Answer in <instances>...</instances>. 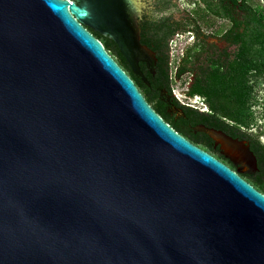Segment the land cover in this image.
<instances>
[{"label":"water","instance_id":"water-1","mask_svg":"<svg viewBox=\"0 0 264 264\" xmlns=\"http://www.w3.org/2000/svg\"><path fill=\"white\" fill-rule=\"evenodd\" d=\"M146 7L0 0V264H264V194L165 122L85 27L139 75Z\"/></svg>","mask_w":264,"mask_h":264},{"label":"flooded vegetation","instance_id":"flooded-vegetation-1","mask_svg":"<svg viewBox=\"0 0 264 264\" xmlns=\"http://www.w3.org/2000/svg\"><path fill=\"white\" fill-rule=\"evenodd\" d=\"M183 1L185 6L181 3ZM154 4L158 10L144 13L138 21L140 41L153 54L148 61L139 62L141 74H135L132 68V73L126 71L127 74L143 82L146 95L140 91L150 98V106L175 131L213 155L251 185L252 179L264 184V168L262 170L260 166L264 162L261 155L264 149L260 151L261 144H264V110H255V105L251 106V110H227L218 101H209L205 94L190 93L192 88L199 86L198 77L208 80L216 70L227 74L232 66L243 64L242 43L246 30L242 1L238 0L231 7L228 0H154ZM125 14L129 19L126 10ZM85 27L96 37L92 28ZM184 40L187 42L176 60L173 57L174 47ZM153 47L160 48L161 59ZM247 57H252V54L248 53ZM154 65L158 68L162 66L161 71L153 68ZM181 68L184 72L178 77ZM186 75L190 77L188 81L183 79ZM185 81L188 84L181 93V99L174 86L177 82ZM202 87L206 90L207 84L204 83ZM173 123L182 130L179 131ZM202 127L215 129L231 138L233 141L227 140L226 143L231 142L230 147L234 149L248 147L257 165L251 160L234 157L228 144H217L200 129Z\"/></svg>","mask_w":264,"mask_h":264},{"label":"trees","instance_id":"trees-1","mask_svg":"<svg viewBox=\"0 0 264 264\" xmlns=\"http://www.w3.org/2000/svg\"><path fill=\"white\" fill-rule=\"evenodd\" d=\"M241 1L245 13L244 28L246 30L244 34L245 38L242 43L243 64L232 66L231 72L227 74L222 73L220 70H216L209 75L208 80L198 77L199 86L192 88L190 93L205 94L209 101H218L222 105H225L227 110H251V106L253 105L257 106L255 110H264V89L261 91L258 90L259 86L264 87V10L254 7L252 0ZM237 2L238 0H228V5L231 7V4ZM93 33L96 35V38L103 43L106 50L113 56L117 63L129 74L132 73L131 67L123 56L117 43L109 36H104L97 31ZM247 37L249 38L248 40H246ZM153 48L157 53V57L160 58L162 53L160 48ZM248 53H251L252 57L248 58ZM253 60H255V62H252ZM153 68L161 71L160 68H162V66L158 68L154 65ZM183 72L184 70L181 68L178 77ZM132 77L133 80L136 79L134 75ZM149 77L151 78V73H149ZM134 81L139 89L146 95L143 82L139 79ZM204 83L207 84L206 90L202 87ZM145 98L150 102V98L147 96H145ZM173 124L176 125L175 123ZM177 128L179 131L182 130L179 126H177ZM262 149H264V144L260 146V151H262ZM261 155L264 157L263 152H261ZM260 166L263 170L264 162L261 163ZM251 182L257 190L264 194L263 183L255 181L254 179H252Z\"/></svg>","mask_w":264,"mask_h":264},{"label":"rangeland","instance_id":"rangeland-1","mask_svg":"<svg viewBox=\"0 0 264 264\" xmlns=\"http://www.w3.org/2000/svg\"><path fill=\"white\" fill-rule=\"evenodd\" d=\"M146 2H147L146 12L154 13V12H156L158 10L157 8H154V5H155L154 4V0H146ZM181 3H183L184 6L186 5L184 1L181 2ZM252 4L257 9H263L264 10V1H262V0H252ZM170 10H172V8ZM186 42H187V40H184L182 44H178V45H176L174 47L175 50H173V54H174L173 57H175L176 60L180 56V54L182 53V49L185 46ZM175 65H176V63L173 64V69H175ZM189 78H190L189 75H186L183 79L188 81ZM187 81H185V83L184 82L175 83L174 90H175V92L178 93L179 97H181V93L184 90H186L187 84H188ZM262 89H264V87L263 86H259L258 90L261 91ZM181 99H183V98L181 97Z\"/></svg>","mask_w":264,"mask_h":264}]
</instances>
